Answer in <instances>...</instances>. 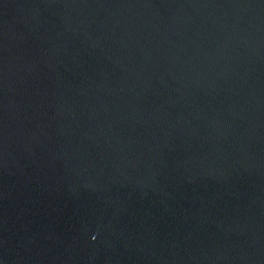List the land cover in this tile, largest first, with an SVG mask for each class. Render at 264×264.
<instances>
[{
	"label": "water",
	"instance_id": "obj_1",
	"mask_svg": "<svg viewBox=\"0 0 264 264\" xmlns=\"http://www.w3.org/2000/svg\"><path fill=\"white\" fill-rule=\"evenodd\" d=\"M0 264H264V0H0Z\"/></svg>",
	"mask_w": 264,
	"mask_h": 264
}]
</instances>
